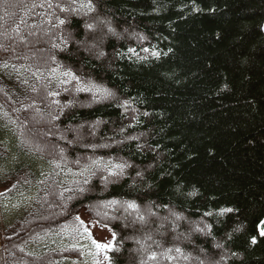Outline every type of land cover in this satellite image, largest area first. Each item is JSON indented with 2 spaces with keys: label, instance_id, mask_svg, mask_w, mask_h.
<instances>
[{
  "label": "trees",
  "instance_id": "trees-1",
  "mask_svg": "<svg viewBox=\"0 0 264 264\" xmlns=\"http://www.w3.org/2000/svg\"><path fill=\"white\" fill-rule=\"evenodd\" d=\"M88 3L0 0V200L35 187L0 264L71 260L28 246L82 211L108 264H264V0Z\"/></svg>",
  "mask_w": 264,
  "mask_h": 264
},
{
  "label": "rangeland",
  "instance_id": "rangeland-1",
  "mask_svg": "<svg viewBox=\"0 0 264 264\" xmlns=\"http://www.w3.org/2000/svg\"><path fill=\"white\" fill-rule=\"evenodd\" d=\"M19 2L21 0H18ZM23 1V0H22ZM9 2V1H8ZM12 2V1H11ZM65 7V6H64ZM1 10V7H0ZM1 35V33H0ZM104 92V91H103ZM102 92V93H103ZM102 95V94H101ZM59 138V136L54 135ZM64 141V138H60ZM14 162V157L5 165H11ZM44 170L45 165L39 161ZM94 166V163L87 166L84 171H89ZM2 167V166H1ZM83 170L70 172H63L62 180H71L72 182L83 177ZM75 179V180H74ZM34 189L32 186L29 192L23 193L13 199L0 201V229L7 227L16 217L20 216L24 211V208H30L34 199ZM30 205V206H29ZM123 206L121 207V209ZM126 213V210H124ZM128 213V212H127ZM153 216V214H151ZM133 218L138 220V216L133 214ZM77 221L80 224L77 236H72L70 230L66 231L68 234H56V235H44L37 241L28 246V250L37 254H40L49 249H58L64 246H72L74 248L81 249V251L75 254V257L71 260L64 261L60 264H108V260L104 259V252L96 249L93 241L98 243L108 244L113 242V235L105 228H100L97 224L91 220L88 214L83 212L77 216ZM195 230L199 231L198 228ZM99 252V254H97ZM108 255V253H107Z\"/></svg>",
  "mask_w": 264,
  "mask_h": 264
},
{
  "label": "snow or ice",
  "instance_id": "snow-or-ice-1",
  "mask_svg": "<svg viewBox=\"0 0 264 264\" xmlns=\"http://www.w3.org/2000/svg\"><path fill=\"white\" fill-rule=\"evenodd\" d=\"M82 6H89V7H91L90 0H89L88 5H82ZM61 10H63V9H61ZM60 23L63 24L64 21L61 20ZM86 27L89 28V29H92L94 26L91 25V24H88V25H86ZM109 31H111V29H109ZM129 51L134 52L135 50L134 49H129ZM145 51H147V49ZM152 55L155 56L156 53L153 52ZM65 75L71 76L73 79H76L75 75L72 74L71 72H67V73H65ZM78 90H80V89H78ZM93 163L95 164L96 162L94 161ZM125 167H127V165H125V164H110V165H103V166L97 164V169L98 170L107 171V173H108L109 176H115V175L121 174L123 172V169ZM117 170H119V171H117ZM92 175H95V172H93ZM103 179L104 180H107V176L103 177ZM88 183H89V180L88 179H85L84 184H88ZM86 190L87 189H85L83 187L77 189V191H79L81 193L85 192ZM109 203L115 204L116 201H111ZM136 207L137 206L134 203H128L127 204V209H130V210L135 211L136 210ZM224 211L231 212L232 209H226ZM140 219L143 220V217H140ZM178 219H179V217H178ZM262 234H264V231H262ZM114 240H115V233H113V241ZM252 242L255 243V239H253ZM93 243H94L96 249L104 252V259L105 260H110V257L107 255V253L115 250V244L112 243V242H110L108 244H103V243H98L96 241H93ZM219 246L220 245H217V247H219ZM169 251H171V250H169ZM175 251L177 253H180L181 252V249L180 248H176ZM97 254H99V252ZM148 259L149 260H155L156 259V255L153 253V254H151L148 257ZM185 259H187V257H185Z\"/></svg>",
  "mask_w": 264,
  "mask_h": 264
},
{
  "label": "bare ground",
  "instance_id": "bare-ground-1",
  "mask_svg": "<svg viewBox=\"0 0 264 264\" xmlns=\"http://www.w3.org/2000/svg\"><path fill=\"white\" fill-rule=\"evenodd\" d=\"M75 180V179H74ZM30 206V205H29ZM16 219V218H15ZM81 224V223H80ZM26 247V246H25ZM78 248V247H77Z\"/></svg>",
  "mask_w": 264,
  "mask_h": 264
}]
</instances>
